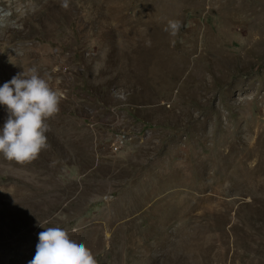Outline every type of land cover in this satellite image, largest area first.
Here are the masks:
<instances>
[{
  "label": "rangeland",
  "instance_id": "rangeland-1",
  "mask_svg": "<svg viewBox=\"0 0 264 264\" xmlns=\"http://www.w3.org/2000/svg\"><path fill=\"white\" fill-rule=\"evenodd\" d=\"M32 68L59 111L0 155V264L43 227L96 264H264V0H0V84Z\"/></svg>",
  "mask_w": 264,
  "mask_h": 264
},
{
  "label": "clouds",
  "instance_id": "clouds-1",
  "mask_svg": "<svg viewBox=\"0 0 264 264\" xmlns=\"http://www.w3.org/2000/svg\"><path fill=\"white\" fill-rule=\"evenodd\" d=\"M0 84V106L6 119L0 125V155L17 163L34 160L47 147L46 121L59 111L60 93L51 89L35 68ZM28 264H96L82 241L60 227H43ZM75 232V229H72Z\"/></svg>",
  "mask_w": 264,
  "mask_h": 264
},
{
  "label": "bare ground",
  "instance_id": "bare-ground-1",
  "mask_svg": "<svg viewBox=\"0 0 264 264\" xmlns=\"http://www.w3.org/2000/svg\"><path fill=\"white\" fill-rule=\"evenodd\" d=\"M9 161H11V160H9ZM9 161H7V164H10ZM8 162H9V163H8ZM11 162L15 163L14 165H21V164H22V163H17V162H15V161H11ZM29 162H30V161H29ZM25 163H26V162H25ZM23 164H24V163H23ZM30 164H31V163H30ZM30 164H29L28 166H30ZM10 165L12 166L13 164H10ZM25 165H26V164H25ZM43 165H44V164H43ZM43 165H42V166H43ZM31 166H32V165H31ZM14 167H17V166H14ZM20 167H21V166H20ZM26 167H27V165H26ZM26 167H25V168H26ZM18 168H19V167H18ZM28 168H29V167H28ZM28 168H27V169H28ZM23 169H24V167H23ZM23 169H22V170H23ZM41 169H42V172L40 173V171H41V170H40V171L38 172V174H37V175H39V176L42 175V173H43V174L46 173V172H45V173L43 172V170H44L43 168H41ZM30 170H31V169H30ZM32 170H34V169H32ZM17 171H18V170H17ZM26 171H27V170H26ZM26 171H25V172H26ZM37 171H38V170H37ZM26 173H28V172H26ZM31 173H32V172H31ZM23 174H24V173H23ZM29 174H30V173H28L27 175L29 176ZM35 174H36V173H35ZM28 176H27V177H28ZM42 176H43V175H42ZM45 177H46V176H44L42 180L40 179V177H38V178H39V180H41L42 182H45V181H43V180L45 179ZM34 178H35V177H34ZM36 178H37V177H36ZM38 178H37V179H38ZM45 180H46V179H45ZM42 182H41V183H42ZM32 184H33V183H32ZM38 184H39V183H38ZM54 184H55V183H54ZM25 187H26V186H25ZM41 187H42V186H41ZM43 188H44V187H43ZM38 202H39V201H38ZM38 202H37V203H38ZM33 203H34V202H33ZM39 204H40V203H39ZM43 204H44V203H43ZM38 206H39V205H38ZM43 206H44V205H43Z\"/></svg>",
  "mask_w": 264,
  "mask_h": 264
}]
</instances>
